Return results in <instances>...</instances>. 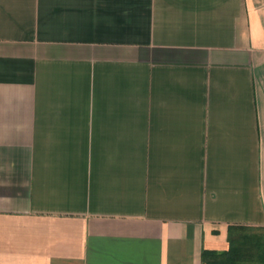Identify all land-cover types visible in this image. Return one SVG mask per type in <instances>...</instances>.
<instances>
[{
	"label": "crops",
	"instance_id": "1",
	"mask_svg": "<svg viewBox=\"0 0 264 264\" xmlns=\"http://www.w3.org/2000/svg\"><path fill=\"white\" fill-rule=\"evenodd\" d=\"M264 227V0H0V264H203Z\"/></svg>",
	"mask_w": 264,
	"mask_h": 264
},
{
	"label": "trees",
	"instance_id": "2",
	"mask_svg": "<svg viewBox=\"0 0 264 264\" xmlns=\"http://www.w3.org/2000/svg\"><path fill=\"white\" fill-rule=\"evenodd\" d=\"M229 249L204 250L203 264H264V227L231 225Z\"/></svg>",
	"mask_w": 264,
	"mask_h": 264
}]
</instances>
